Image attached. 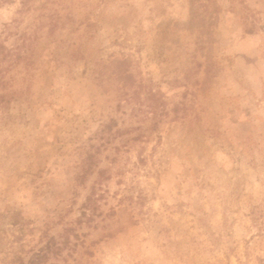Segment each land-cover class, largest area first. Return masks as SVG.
Here are the masks:
<instances>
[{
	"label": "rangeland",
	"instance_id": "obj_1",
	"mask_svg": "<svg viewBox=\"0 0 264 264\" xmlns=\"http://www.w3.org/2000/svg\"><path fill=\"white\" fill-rule=\"evenodd\" d=\"M0 264H264V0H0Z\"/></svg>",
	"mask_w": 264,
	"mask_h": 264
}]
</instances>
